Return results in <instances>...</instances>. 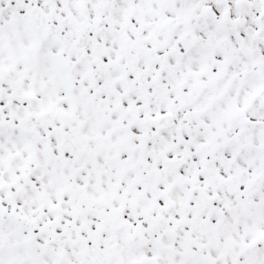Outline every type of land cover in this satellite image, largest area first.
<instances>
[{"label": "snow or ice", "instance_id": "snow-or-ice-1", "mask_svg": "<svg viewBox=\"0 0 264 264\" xmlns=\"http://www.w3.org/2000/svg\"><path fill=\"white\" fill-rule=\"evenodd\" d=\"M0 264H264V0H0Z\"/></svg>", "mask_w": 264, "mask_h": 264}]
</instances>
